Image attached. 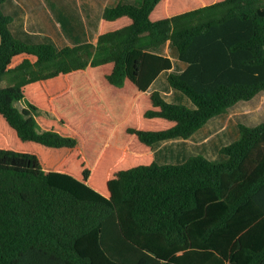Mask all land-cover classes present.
Masks as SVG:
<instances>
[{
	"label": "trees",
	"instance_id": "1",
	"mask_svg": "<svg viewBox=\"0 0 264 264\" xmlns=\"http://www.w3.org/2000/svg\"><path fill=\"white\" fill-rule=\"evenodd\" d=\"M7 1L0 264H264V124L240 123L220 162L154 160L159 143L187 140L264 92V0L120 4L105 9L96 45L61 48L15 35ZM167 45L186 65L167 83L191 108L149 92L173 69ZM88 71L107 115L122 120L92 163L58 107Z\"/></svg>",
	"mask_w": 264,
	"mask_h": 264
},
{
	"label": "rangeland",
	"instance_id": "2",
	"mask_svg": "<svg viewBox=\"0 0 264 264\" xmlns=\"http://www.w3.org/2000/svg\"><path fill=\"white\" fill-rule=\"evenodd\" d=\"M141 4L142 0H124L122 3V5L136 7ZM58 42L60 48L67 45L61 41ZM163 54L171 56L175 65V73L184 70L185 65L178 60L170 46L164 47ZM167 77L159 78L153 89L160 92L167 102L180 103L191 108V103L184 95L170 89ZM97 93L99 90L96 78L92 71H88L75 78L72 89L58 105L72 123L90 163L94 160L102 144L109 142L114 136L116 123L122 121L110 119L101 106V98L96 99L95 94ZM14 106L22 110L24 105L18 102ZM115 114L119 119H124L126 116L121 107L116 108ZM43 115L50 118L53 116ZM220 123L227 124V127L222 129ZM240 123L247 126L264 124V92L258 94L251 101L239 103L225 115L211 119L187 140L176 139L159 143L154 150L155 163L158 166H176L196 157L209 161H223L225 158L219 154V150L239 139L238 125Z\"/></svg>",
	"mask_w": 264,
	"mask_h": 264
},
{
	"label": "crops",
	"instance_id": "3",
	"mask_svg": "<svg viewBox=\"0 0 264 264\" xmlns=\"http://www.w3.org/2000/svg\"><path fill=\"white\" fill-rule=\"evenodd\" d=\"M123 2L124 0H8L3 5V12L12 18L13 33L28 43L52 42L58 46V41H61L66 46L86 43L96 45L105 9ZM173 51L177 57L176 51ZM164 55L172 60L171 56ZM174 69L173 62V69L162 73L151 85L149 92L155 91L153 88L159 78L175 73ZM220 127L224 129L227 124L220 123Z\"/></svg>",
	"mask_w": 264,
	"mask_h": 264
}]
</instances>
